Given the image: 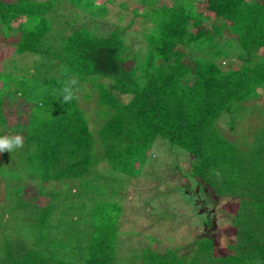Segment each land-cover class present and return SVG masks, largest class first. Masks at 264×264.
I'll use <instances>...</instances> for the list:
<instances>
[{
    "label": "trees",
    "instance_id": "1",
    "mask_svg": "<svg viewBox=\"0 0 264 264\" xmlns=\"http://www.w3.org/2000/svg\"><path fill=\"white\" fill-rule=\"evenodd\" d=\"M82 1L0 0V45L31 59L28 67L0 65V135L11 130L24 138L16 149L23 176L14 168L0 176L18 182L4 192L8 202L31 204L19 184L24 178L40 185L77 180L84 187L102 172L117 181L137 177L161 138L190 158L187 173L173 161L184 189L193 179L201 191L235 201L234 240L222 253L209 238L155 250L150 243L159 240L147 236L140 264H264V122L245 148L217 126L224 114L230 122L244 113L264 116V56L257 53L264 51V0H136L131 7L121 1L146 20L137 49L124 28L108 29L78 10ZM207 18L209 30L201 25ZM233 50L238 63L230 59ZM52 68L56 74L48 76ZM71 77L79 82V100L61 104L57 92ZM90 101L98 105L92 123ZM55 208L39 206L32 229L41 235ZM119 209L110 199L93 203V230L75 257L67 241L34 248L3 237L0 264H117Z\"/></svg>",
    "mask_w": 264,
    "mask_h": 264
},
{
    "label": "rangeland",
    "instance_id": "2",
    "mask_svg": "<svg viewBox=\"0 0 264 264\" xmlns=\"http://www.w3.org/2000/svg\"><path fill=\"white\" fill-rule=\"evenodd\" d=\"M121 1L130 7L136 2L114 0L108 4L106 0H84L77 9L97 21L109 23L108 29L124 28L128 42L134 43L133 47L137 49V45L142 43L136 38L144 29L146 20L122 9L119 6ZM68 2L69 0H63L62 5L68 6ZM161 2L170 5L175 3V0ZM201 22L208 30L213 25L212 20L208 18ZM103 29L106 32V27L101 28ZM177 50L186 51V48L178 47ZM236 53L237 51L233 50L230 54L233 63H238L235 59ZM257 53L264 56L262 49ZM30 60L25 54L14 53L12 46L0 45V65H4L8 70L11 69V63L18 64V68L25 65L28 67ZM130 64L131 61L128 60L126 65ZM225 65L226 63L222 62V66ZM54 74L55 69H50L48 76ZM246 105L250 107L251 102ZM85 107L92 123L95 119L93 111L98 109V105L90 101ZM256 115L255 112L250 115L244 113V118L230 122L229 116L224 114L218 120L217 126L225 138L245 148L264 122L263 115L260 119ZM5 133L12 135L11 130H6ZM17 134L19 133L14 131L13 136ZM170 149L167 141L156 138L140 174L133 178L122 177L119 181L115 179V175L106 172L100 173L96 178L88 177V183L84 187H80L77 180L52 181L40 185L37 180L24 178L19 183L23 185L22 194L25 199L31 198L32 202L22 208L14 204L15 200L9 203L4 194L7 188L15 186L18 182H6L0 178V247L3 237L23 241L34 248H43L54 241H67L73 246V250L68 252L75 257L77 246L85 243L93 230L89 216L93 203L96 200L110 199L120 205L117 223V264H140L137 254L145 246L147 236L159 240L150 243V247L155 250H161L165 246L183 247L193 238H209L218 251L224 252L226 245L234 240L230 232V222L235 201L217 198L209 191H201L193 179L187 178L189 186L184 189L182 182L186 179L180 176L179 171L174 170L173 161L176 160L182 166L181 171L187 173L190 158L182 153L181 149ZM17 151L15 149L11 153H0V176L8 173L11 168H14V173L23 176L18 168ZM39 189L41 194L38 193ZM47 202L56 204V208L52 211L48 226L40 235L39 231L32 228L37 227L35 217L39 206ZM39 236L44 239L40 240ZM181 251L185 250L182 248Z\"/></svg>",
    "mask_w": 264,
    "mask_h": 264
},
{
    "label": "clouds",
    "instance_id": "3",
    "mask_svg": "<svg viewBox=\"0 0 264 264\" xmlns=\"http://www.w3.org/2000/svg\"><path fill=\"white\" fill-rule=\"evenodd\" d=\"M78 80L70 79L63 83L62 87L57 92V100H60V97L63 99L60 100L61 104H69L73 100H79L78 96ZM24 138L22 135H0V153L9 152L11 153L15 149L23 148Z\"/></svg>",
    "mask_w": 264,
    "mask_h": 264
}]
</instances>
